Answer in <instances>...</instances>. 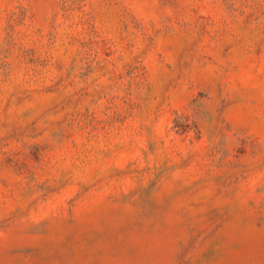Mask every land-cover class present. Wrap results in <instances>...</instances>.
I'll use <instances>...</instances> for the list:
<instances>
[{
    "label": "rangeland",
    "instance_id": "1",
    "mask_svg": "<svg viewBox=\"0 0 264 264\" xmlns=\"http://www.w3.org/2000/svg\"><path fill=\"white\" fill-rule=\"evenodd\" d=\"M0 264H264V0H0Z\"/></svg>",
    "mask_w": 264,
    "mask_h": 264
}]
</instances>
